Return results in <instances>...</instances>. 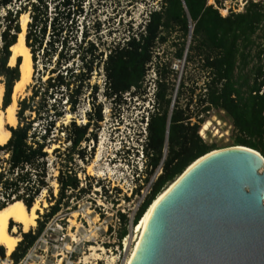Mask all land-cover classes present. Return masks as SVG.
I'll use <instances>...</instances> for the list:
<instances>
[{
    "label": "trees",
    "instance_id": "16d2710c",
    "mask_svg": "<svg viewBox=\"0 0 264 264\" xmlns=\"http://www.w3.org/2000/svg\"><path fill=\"white\" fill-rule=\"evenodd\" d=\"M225 1L212 0L209 4V0H160L158 10L149 9L143 26L138 25L142 30L130 27L125 39L107 44L100 35L99 23L94 19L86 21L83 0H0L2 109L10 104L12 88L19 80L20 58L15 59L14 66L8 62L10 48L20 34V15L28 17L24 45L32 64V83L27 86L30 94L17 101L16 127L6 128L10 136L0 145V210L14 202H21L29 210L41 191L47 189V150L58 141L55 123L64 112L59 108L63 98L68 113L74 114L82 88L89 86L95 71L102 72L103 96L114 104H120L126 93L145 96L142 85L153 65L155 45L166 42L173 33L181 40L175 58H184L186 63L195 60L205 77L197 95L190 90L185 109L176 100L170 109L175 86L169 83L163 66L156 64L152 68L153 100L147 111L142 145L144 182L159 172L132 225L188 165L218 149L198 136L203 123L199 115L223 113L236 132L229 146L249 148L264 159V0H246L242 11L228 10L223 17L219 9ZM184 88L181 82L177 98ZM97 89L91 88L94 94ZM194 100L201 109L191 115L187 108ZM94 104L91 103L93 118L86 113V124L77 126L72 121L66 128L68 153H74L86 141L90 126L102 121L101 107ZM42 120L45 125L38 130L34 123ZM58 151L52 149V153ZM56 182L57 199L37 221L34 234H20V241L8 257L13 264L23 257L47 220L59 211L67 191L86 192L79 189L76 175L69 171L59 169ZM139 189H135V194ZM119 217L124 226L118 234L121 240L127 235L128 219L122 214ZM8 225L10 228L12 222ZM5 258V249L0 245V261Z\"/></svg>",
    "mask_w": 264,
    "mask_h": 264
},
{
    "label": "rangeland",
    "instance_id": "374dc122",
    "mask_svg": "<svg viewBox=\"0 0 264 264\" xmlns=\"http://www.w3.org/2000/svg\"><path fill=\"white\" fill-rule=\"evenodd\" d=\"M245 1L227 0L223 2L221 9H219L221 16H226L228 10L240 11V7ZM83 2L86 18H88L86 21L94 19L99 23L102 40L108 44L125 39L130 27L136 30V28L139 29V24L143 26L148 10L152 8L158 10L160 0H83ZM209 4H212V0H209ZM0 16H3V10H0ZM20 21L21 15L19 24ZM178 39V35L173 33L166 38V42L155 45L153 65L147 71L146 79L142 85V88L146 89V94L143 96L145 100H143V97L139 98L132 93L124 94L120 104H114L105 99L101 71L93 72L89 80V86L82 88L77 110L74 114L68 113V106L65 104V98H63L59 108L64 112L62 117L55 123L58 141L47 150V189H43L34 202L36 203V225L27 232L33 233L36 231L37 221L41 220L42 215L47 213L48 208L57 199L58 184L56 177L58 170L69 171V173L76 175L79 181V189H85L86 192L81 193L75 190L65 193L59 211L52 216L53 218L51 217L52 219L50 218L53 220L52 224L57 223L63 228L62 231H56L53 239L55 237L60 238L61 235L65 234H74L75 229L78 232L81 231L79 222H83V220H80L81 218L77 215V212L78 209L83 207L86 211L84 214L87 215L85 218L95 223V234L93 235L95 243L92 246L94 251L98 250V252H95L97 257L93 255L98 259L97 264H110L112 260L113 264L117 258V264L125 263L134 247L137 235L135 232L136 227L130 226L134 212L146 196L149 186L159 172L156 171L155 175L150 176L147 183L144 182L146 177L144 174L145 164L144 159L140 156L141 135L139 136V134L142 132L143 121L147 117V111L151 109L153 100L152 80L155 77L152 68L157 64L168 71L167 79L170 84L175 86L172 98L174 102L177 101L181 108L185 107L190 90H194V95L198 94L205 77L195 60L186 63L184 58L182 60L175 58L177 49L181 47V40ZM188 41L189 38H187V44ZM181 82L184 83L185 88L177 98V91ZM31 83L32 74L30 81L17 101L30 94L27 86ZM93 86L98 88L95 94L91 90ZM92 102H95V107L97 105L101 107L102 121L90 126L87 131L90 135H86V141L81 142L74 153H68L66 150L69 144L65 140L66 128L72 121L77 126L86 124V113L93 118L95 111L91 108ZM187 109L191 115H195L201 107L197 104V101L195 105L194 100ZM15 111H17V104ZM201 117L203 123L210 121V126L201 136L200 130L203 123L200 124L198 130L200 139L207 144L216 145L218 149L230 147L229 145L232 144L236 132L229 121L224 118L223 113L211 111L207 115L198 116V118ZM195 120L196 118L191 119L192 122ZM44 125V120L34 123V127L38 130ZM7 127L9 126L5 128ZM92 135H95L94 140H92ZM53 148H58L59 151L52 153ZM138 187L140 189L135 194L134 191ZM120 214L128 219V223L125 225L127 235H125L124 241L122 239L118 240V234L124 227L120 221ZM50 219L47 221H50ZM13 227L16 228L15 234L19 236L22 233H27L22 232L20 225L12 222L10 228L8 225L10 234ZM84 228L87 229L85 226ZM65 241L69 243V238L66 237ZM122 241L125 242L123 246ZM5 257V260L0 261V264H10L11 261L8 259L9 256L6 255V252Z\"/></svg>",
    "mask_w": 264,
    "mask_h": 264
},
{
    "label": "water",
    "instance_id": "95a60500",
    "mask_svg": "<svg viewBox=\"0 0 264 264\" xmlns=\"http://www.w3.org/2000/svg\"><path fill=\"white\" fill-rule=\"evenodd\" d=\"M129 264H264L262 156L230 146L188 165L153 203Z\"/></svg>",
    "mask_w": 264,
    "mask_h": 264
},
{
    "label": "bare ground",
    "instance_id": "6f19581e",
    "mask_svg": "<svg viewBox=\"0 0 264 264\" xmlns=\"http://www.w3.org/2000/svg\"><path fill=\"white\" fill-rule=\"evenodd\" d=\"M28 21L27 15H21L20 21V34L17 36L16 43L10 48V59L8 62L9 66H13L15 63V59L17 57L20 58L19 65V80L16 82L12 88V93L10 97V104L5 108L1 109L2 103V95H3V87L0 84V145H3L8 140L10 133L5 128L6 126L14 127L16 125L15 118V110L17 99L25 89V86L30 81V77L32 74V64L30 59V53L28 49L24 45V34H25V26ZM210 126V121H205L200 130V135L203 136L204 132L207 131ZM215 127V126H214ZM170 184L155 198V200L151 203L148 209L144 212L142 217L139 219L137 224L135 225L136 240L134 247L132 248L130 254L125 260L124 264H129L138 244L139 239L144 230L146 221L149 217L150 211L152 209L153 203H155L156 199H159L161 195L167 190ZM36 203L32 205V207L27 210L21 202H14L10 205H7L4 209L0 210V245L4 247L6 255L9 256L11 252L15 249L18 241L20 240V236L15 234L16 228H12V233L8 232V224L9 222H13L21 226L22 232H27L30 228L35 227V219H36ZM125 244V242H124ZM93 251V249H91ZM113 260L110 264H112Z\"/></svg>",
    "mask_w": 264,
    "mask_h": 264
},
{
    "label": "built area",
    "instance_id": "2783aa9c",
    "mask_svg": "<svg viewBox=\"0 0 264 264\" xmlns=\"http://www.w3.org/2000/svg\"><path fill=\"white\" fill-rule=\"evenodd\" d=\"M245 3L246 1L244 4ZM244 4L241 5L240 11H242ZM143 122L142 132L139 134V136L141 135L140 156L142 159V145L146 138L147 117ZM143 199L141 203L143 202ZM136 211L134 212V215ZM85 212L86 211L83 207L78 209L77 212V215L81 218L80 220H83V222H79V229H81V231L78 232L75 229L74 234H65L61 235L60 238L55 237L54 239L53 235L56 234V231H62L63 228H61L57 223L52 224V217L50 221H47L44 224L42 231L38 234L35 241L28 247L23 257L16 264H97L98 259L95 258V256L97 257L95 252H98V250H91L93 249L92 245L95 243L93 236L95 234V223L91 220L88 221L85 218L87 216L84 214ZM84 226L87 227V229H85ZM130 226L134 227L132 222ZM32 234H34V232ZM66 237L69 238V243L65 241ZM124 238L125 236L122 238L123 241L125 240ZM123 241L121 242L122 246L124 244ZM117 263L118 258L113 264ZM10 264L13 263L10 262Z\"/></svg>",
    "mask_w": 264,
    "mask_h": 264
}]
</instances>
